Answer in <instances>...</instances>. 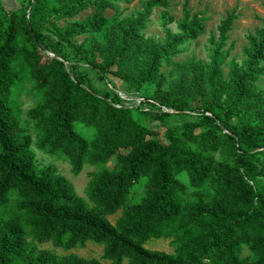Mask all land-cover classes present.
Here are the masks:
<instances>
[{
  "label": "trees",
  "instance_id": "16d2710c",
  "mask_svg": "<svg viewBox=\"0 0 264 264\" xmlns=\"http://www.w3.org/2000/svg\"><path fill=\"white\" fill-rule=\"evenodd\" d=\"M130 3L27 0L8 8L0 0V264H264V18L242 63H227L224 51L236 13L219 25L208 63H176L208 18L185 8L172 35L165 12L161 44L145 32L153 10L168 11L170 1L148 0L126 17L120 5ZM25 93L38 99L28 112L37 148L62 156L74 176L96 168L87 198L37 160L22 118ZM129 96L157 112L127 106ZM141 184L144 197L132 202ZM154 239L169 240L173 252L148 249ZM89 242L104 247L102 259L39 247L71 251Z\"/></svg>",
  "mask_w": 264,
  "mask_h": 264
},
{
  "label": "rangeland",
  "instance_id": "374dc122",
  "mask_svg": "<svg viewBox=\"0 0 264 264\" xmlns=\"http://www.w3.org/2000/svg\"><path fill=\"white\" fill-rule=\"evenodd\" d=\"M148 0H132L130 4H121L120 8L124 12L126 17H137L138 14L143 10V5ZM171 8L168 11L164 9H154L150 18V23L145 34L150 40L158 43H165L168 34L164 27V15L167 12L170 17L174 18L173 23L167 25V29L172 35H178L180 33L178 24L184 18L185 8L190 11L191 15H199L207 17L208 20L205 22V32L196 40L189 42L186 46L185 52L174 58L176 63H185L188 61H200L208 63L210 61L214 43L219 39L218 27L221 22L227 18L231 13H236L239 18L235 22L233 30L229 33L228 47L224 50L229 52V58L227 63L232 60H236L242 63L245 60L244 50L248 47L247 37L255 33V30L262 25L261 19L264 18V0H169ZM8 8H13L18 5H27V0H3ZM234 47L232 50L229 48ZM166 71L170 69L165 68ZM225 73L229 72V68L224 66ZM83 74L89 78L99 89L109 92L112 88L110 82L100 79L96 72L91 71L87 68H82ZM117 82V89H122L121 83ZM264 87V78L260 83ZM152 89L148 90V94L151 93ZM115 92V91H114ZM118 94H121V90H116ZM122 95V94H121ZM126 98L125 95H122ZM131 100L127 103V106L133 108H139L142 112H148L153 109L149 106L145 99L142 97L129 96ZM21 106L23 109V123L27 131L32 134L34 138V145L32 150L36 154L37 160L42 166L54 165L58 168L61 174L68 178L75 186L76 192L84 198H87L86 187L88 185L90 174L96 170L95 167L86 166L80 176H74L71 170V165L64 160L62 156L51 157L46 155L44 152L39 150L36 146V132L34 122L28 117V112L33 109L38 99L32 95L25 93L21 97ZM157 112V109H153ZM194 114V113H193ZM195 115V114H194ZM141 120L153 129L164 131V127L159 122H154L149 116L139 115ZM165 124L173 125V119L167 117L164 119ZM145 187L143 184L136 188V194L131 199L132 202H139L144 197ZM121 213L111 216L110 221L115 224L120 218ZM32 241V239H30ZM169 240H152L146 247L151 250L172 253L173 249L170 246ZM41 249H49L55 251L59 255L76 254L86 259H102L104 254V247L94 242H89L84 248H77L71 251H65L63 249H56L51 243L40 245ZM250 252L245 250V255L248 256ZM104 264H111L109 261H103ZM124 264H128L127 261Z\"/></svg>",
  "mask_w": 264,
  "mask_h": 264
},
{
  "label": "built area",
  "instance_id": "2783aa9c",
  "mask_svg": "<svg viewBox=\"0 0 264 264\" xmlns=\"http://www.w3.org/2000/svg\"><path fill=\"white\" fill-rule=\"evenodd\" d=\"M121 95V94H120ZM123 95V94H122ZM122 95H121V97H122ZM123 98V97H122ZM123 99H127V97L126 98H123ZM128 99H131V98H128ZM164 112H173V111H170V110H166V109H164Z\"/></svg>",
  "mask_w": 264,
  "mask_h": 264
},
{
  "label": "water",
  "instance_id": "95a60500",
  "mask_svg": "<svg viewBox=\"0 0 264 264\" xmlns=\"http://www.w3.org/2000/svg\"><path fill=\"white\" fill-rule=\"evenodd\" d=\"M172 113H174V112H172Z\"/></svg>",
  "mask_w": 264,
  "mask_h": 264
}]
</instances>
